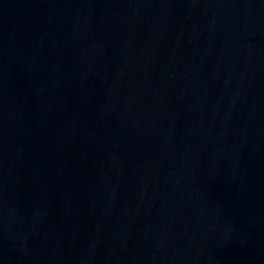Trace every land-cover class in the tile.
Instances as JSON below:
<instances>
[{"label":"water","instance_id":"water-1","mask_svg":"<svg viewBox=\"0 0 264 264\" xmlns=\"http://www.w3.org/2000/svg\"><path fill=\"white\" fill-rule=\"evenodd\" d=\"M0 264H264V0H0Z\"/></svg>","mask_w":264,"mask_h":264}]
</instances>
